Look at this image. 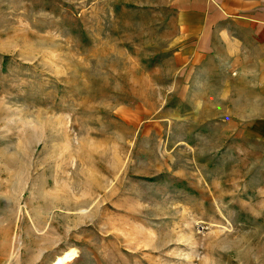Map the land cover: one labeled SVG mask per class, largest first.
I'll return each instance as SVG.
<instances>
[{
  "label": "rangeland",
  "instance_id": "374dc122",
  "mask_svg": "<svg viewBox=\"0 0 264 264\" xmlns=\"http://www.w3.org/2000/svg\"><path fill=\"white\" fill-rule=\"evenodd\" d=\"M179 1L0 0V264H264V141L180 77Z\"/></svg>",
  "mask_w": 264,
  "mask_h": 264
},
{
  "label": "crops",
  "instance_id": "0c3cea01",
  "mask_svg": "<svg viewBox=\"0 0 264 264\" xmlns=\"http://www.w3.org/2000/svg\"><path fill=\"white\" fill-rule=\"evenodd\" d=\"M179 2L183 43L173 57L180 77L202 80L203 106L217 102L209 121L235 120L264 141V0Z\"/></svg>",
  "mask_w": 264,
  "mask_h": 264
}]
</instances>
